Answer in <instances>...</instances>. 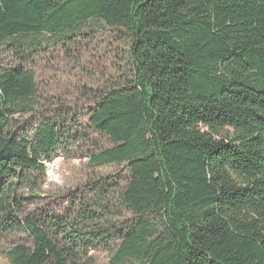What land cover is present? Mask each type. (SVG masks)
Returning <instances> with one entry per match:
<instances>
[{"label":"trees","instance_id":"1","mask_svg":"<svg viewBox=\"0 0 264 264\" xmlns=\"http://www.w3.org/2000/svg\"><path fill=\"white\" fill-rule=\"evenodd\" d=\"M91 22L124 35L128 75L87 110L110 143L89 162L127 176L92 182L66 218L27 210L28 180L83 126L56 102L23 137L34 73L0 69V238L33 240L6 264H90L114 240L111 264H264V0H0V45L26 59Z\"/></svg>","mask_w":264,"mask_h":264},{"label":"rangeland","instance_id":"2","mask_svg":"<svg viewBox=\"0 0 264 264\" xmlns=\"http://www.w3.org/2000/svg\"><path fill=\"white\" fill-rule=\"evenodd\" d=\"M126 57L124 35L103 23L93 22L81 30L76 41L45 44L38 52L28 54L26 59H19L8 45H0V69L14 68L23 63L35 76V109L17 114L13 124L23 137L31 136L35 124L44 115L61 109L56 102L70 115L74 114L71 120L77 116L83 126L76 130L78 135H83L82 139L76 138L73 129L71 134L75 138L63 143L52 159L44 162L45 173L34 174L28 180L25 190L29 196L27 210L66 218L69 211L72 212L73 201L77 203L88 198V187L95 180L113 179L118 184L125 181L127 170L123 164L96 165L89 162L90 153L110 143L103 135L90 132L84 122L87 110L107 82L128 75ZM113 204L115 215L111 217L117 222L120 219L116 216L117 212L125 211L116 196ZM126 216L130 217V213ZM117 242H102L92 248L90 264H111L112 251ZM13 243L32 246L33 240L23 233H16L9 239L0 238V264H6L5 251ZM125 264L136 262L130 260Z\"/></svg>","mask_w":264,"mask_h":264}]
</instances>
